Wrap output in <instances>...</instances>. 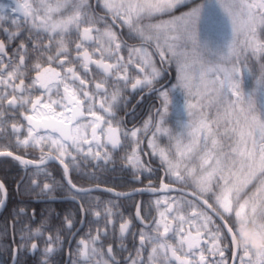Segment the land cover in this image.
Here are the masks:
<instances>
[{"label":"snow or ice","instance_id":"snow-or-ice-1","mask_svg":"<svg viewBox=\"0 0 264 264\" xmlns=\"http://www.w3.org/2000/svg\"><path fill=\"white\" fill-rule=\"evenodd\" d=\"M133 94L158 104L129 127ZM0 158L17 190L76 205L56 227L10 212L15 264H264L239 242L264 233V0H0ZM117 161L160 194L127 217L73 179Z\"/></svg>","mask_w":264,"mask_h":264},{"label":"flooded vegetation","instance_id":"flooded-vegetation-1","mask_svg":"<svg viewBox=\"0 0 264 264\" xmlns=\"http://www.w3.org/2000/svg\"><path fill=\"white\" fill-rule=\"evenodd\" d=\"M138 103L143 104V100H138ZM132 125H129L131 127ZM52 164V163H51ZM51 164L48 166V170L51 168ZM55 164V163H54ZM58 166V165H57ZM59 167V166H58ZM117 170L116 171H104L103 169L97 170L95 172V180L89 178H84L83 175L77 176L75 173L73 174L74 181L82 187H90L95 186L97 183H99L100 186L112 188L114 190L120 191V192H130V191H137L134 194H131L130 196L126 197H116L108 192H93L90 196L86 197L88 201H92L95 199V197L99 196L104 201H114L115 203L120 205V211L123 212L124 216L127 217L130 214L134 213L135 211V205L139 204L141 202L144 203L145 206H147L151 201H153L156 196L160 195L159 193L153 194L150 191H139L141 189L147 188L150 181L147 178H141L142 182L138 181L137 179H134L130 172L127 170L121 171L120 170V161H117L116 165ZM7 170V169H6ZM82 173L85 170H81ZM86 171L91 172L92 169H87ZM10 177L8 178L7 187L9 191V201L7 204V211L4 209L0 211V229H3L5 226V221L7 220L9 225L11 224V220L9 217V213L12 212L14 209H17L18 207L16 204H13V200L16 199V193L17 188L16 184L13 190V168L9 169ZM162 173L157 171V173L153 174L151 183L154 185L159 184V178H162ZM145 176H147V173H145ZM1 179V178H0ZM65 197H71V192L67 189L66 186H61L57 189L54 193L45 196V195H39V197L35 198H65ZM36 202V201H35ZM42 202V205L40 206L41 212L40 214L47 218V222L51 224L52 227H56L60 224V219L63 217L64 213L68 209H75L76 205L73 203L71 199L66 200H44V201H38ZM22 208H29L27 212L29 214L32 213L33 209H31L28 205L22 206ZM147 211V207H145V212ZM22 220L27 222V217H21ZM79 219V217H77ZM41 219H38L35 217V222L33 223V227H35ZM22 227V225H17V229ZM86 230V229H85ZM9 234L11 233V227L8 228ZM9 238L5 237L3 232L0 231V264H15L14 259L10 256L9 251ZM12 247H15L13 245ZM20 264H39L40 261V255H32L30 253H22L20 255ZM60 257H56V264H60ZM65 262H66V256H65Z\"/></svg>","mask_w":264,"mask_h":264},{"label":"trees","instance_id":"trees-1","mask_svg":"<svg viewBox=\"0 0 264 264\" xmlns=\"http://www.w3.org/2000/svg\"><path fill=\"white\" fill-rule=\"evenodd\" d=\"M3 2L7 3L9 0H3ZM169 76L172 75V72L170 71L168 73ZM140 97L136 94H133V96L129 100L128 105V115L125 117V119L128 121L129 125H132V123H139L141 119L146 118L148 112L150 109H152L154 104H158V101L155 100L152 96L145 95L143 99V104L138 103V100ZM123 115V113H121ZM13 168V190L15 187L16 182L24 175L23 169L18 166L15 162L7 160V158H0V178L8 182V178L10 177L9 169ZM7 169V170H6ZM51 172L55 176V179L57 182H60L61 175L59 171V167L52 163ZM16 199L13 200V204H16L18 208H21L22 206L28 205L31 209L35 210L37 215L36 218L41 219L43 216L40 214L42 205V202L38 201H32L29 199H32L34 197H39L36 193H29L26 192L24 188H21L17 190L16 193ZM29 208H27L28 210ZM44 218V217H43Z\"/></svg>","mask_w":264,"mask_h":264},{"label":"clouds","instance_id":"clouds-1","mask_svg":"<svg viewBox=\"0 0 264 264\" xmlns=\"http://www.w3.org/2000/svg\"><path fill=\"white\" fill-rule=\"evenodd\" d=\"M239 242L248 244L253 249H264V233L254 225H242Z\"/></svg>","mask_w":264,"mask_h":264},{"label":"water","instance_id":"water-1","mask_svg":"<svg viewBox=\"0 0 264 264\" xmlns=\"http://www.w3.org/2000/svg\"><path fill=\"white\" fill-rule=\"evenodd\" d=\"M52 163H55V162H52ZM96 186V185H95ZM95 186H90V187H87V188H94ZM101 189H104V188H107V187H103V186H100ZM112 189V188H111ZM114 190V189H113ZM103 192H108V191H103ZM135 192L137 191H130V192H120V191H117V190H114L113 192H108L114 196L115 193H125V194H134ZM117 197V196H116ZM121 197H126V196H121ZM68 200L70 199V197H65V198H35L33 199L34 201H44V200H55V201H58V200ZM3 209H0V211H2Z\"/></svg>","mask_w":264,"mask_h":264}]
</instances>
